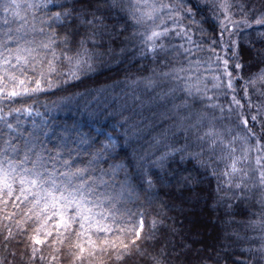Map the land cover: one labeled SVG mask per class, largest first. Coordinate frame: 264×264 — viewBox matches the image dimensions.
Listing matches in <instances>:
<instances>
[{"label":"trees","instance_id":"obj_1","mask_svg":"<svg viewBox=\"0 0 264 264\" xmlns=\"http://www.w3.org/2000/svg\"><path fill=\"white\" fill-rule=\"evenodd\" d=\"M73 2L74 0H51L47 8L38 9L35 12L37 29L35 39L46 41L50 32H55L56 36L51 38L56 41L57 50L66 51L68 55H74L80 48L79 42L84 39L86 41L84 47L92 57L90 63L93 70L89 71L88 64H85L79 73L80 81L72 82L71 87L59 91L45 90L34 95L11 99L4 97L0 103L2 114L9 123L15 125L18 121L22 133L27 135L33 132L47 147H54L55 141L51 136H44L47 128L42 122L46 121L48 128H56L57 131L64 124L86 122L85 105L93 101L94 97L97 99L89 105L88 111H95L98 106L107 105L114 97H120L118 103L123 104L125 93H135L145 100L156 97L155 105L146 106L143 113L145 117H151L152 112L171 110L173 104H180L185 99L181 91L183 82L174 80L171 76L165 77L163 73L173 68H187L189 60L200 62L198 74L202 81L201 87L206 83L209 89L207 95L215 96L214 102L225 109L222 119L217 121V127L237 123L235 113L241 109L233 105V113L228 112L233 95L241 100L244 105L243 112L249 118L257 112L258 104L264 103V96L257 91L259 85L250 90V101L242 98L244 80L249 78L251 72L258 71L257 68H249V65L259 61L261 57L257 53L264 51V37L260 35L264 33V28L253 23L255 16L249 19L252 23L251 28H246L243 24L233 28L230 23L221 36L223 14L214 7L221 0H182L183 8L191 9V13L185 11L179 19L181 28H176L171 22L165 25L171 31L157 42L164 47L158 48L154 54L146 51L141 43L142 37L139 34L143 32V28L134 26L127 14L126 5H129L131 0H115L116 7H112L113 0H101V10L96 11L95 15L102 19L96 20L93 24L84 22L82 18L76 19L73 24L66 21L52 23L50 26L41 23L52 13L72 7ZM162 2L181 3V0ZM229 2L239 4L243 0ZM89 3L93 8L87 7ZM96 3L97 0H76L78 10L86 12L88 20L92 19ZM253 3L259 6L261 0H253ZM233 11L235 14L231 20H240L242 14L237 9ZM159 22V19L155 21L157 24ZM29 24H32L31 14ZM40 28H44L43 34L39 32ZM184 28H187V36L191 38V42L184 36ZM177 32H180L179 36ZM65 36L70 37L71 43L64 42ZM184 49H190L191 55L185 53ZM233 53L237 55L233 57ZM225 59L229 60L231 66L227 69L223 63ZM235 63L243 64V71L233 70ZM68 69L66 60H61L60 72H67ZM193 71L197 69L194 68ZM228 71L232 72L233 77H244L234 83L235 92L227 89ZM217 76L221 79H213ZM63 79V75L53 76L54 81ZM149 80L153 82L151 88L146 87ZM215 84L222 86L213 87ZM170 89L174 91L161 100L159 94L169 93ZM77 93L80 95H76ZM64 97L72 98L63 99ZM197 100L200 101L195 105L198 110H205L203 106L212 103L206 99L201 100L200 97H197ZM249 103L252 105L251 108ZM24 107L38 111L39 117L35 120L25 117L20 113ZM116 107L117 103H113L107 112L99 114L98 121L94 122L91 128L86 124L84 131L89 132L97 145L105 139L102 133H111L115 141L114 150L101 158L97 167L107 169L110 164L122 162L128 172V188L117 205L119 213L124 214L125 219L121 222L118 218V225L126 226L129 217L138 225L143 214L144 239L140 247L146 254L141 256L136 253L125 259L123 264H152L153 256L160 258L162 264H238L240 261L247 264L254 256L258 257L256 249L261 243L260 229L250 226L248 222L260 219L261 213H264V205L260 203V194L264 189L258 186L253 188L254 181L251 179L245 181L248 189L242 191L229 189L227 178L222 175L224 162L216 163L215 175L212 167H204L198 163V159L207 158V153L201 158L189 157L181 160V155L186 153L177 152L162 163L157 162V158L168 151L169 147L183 146L192 140V135L189 134L186 140L183 129L170 127L176 117L161 120L157 116L155 119H145L142 123H136L140 116L134 115L127 125H123L122 116H129L132 106L122 115H112ZM17 108L22 110L11 111L9 115L10 110ZM206 110L210 116H221L219 108ZM186 111H181L180 115H185ZM33 123L39 126L35 130ZM165 128H168V135L158 149L150 147L153 137L160 136ZM96 129H100L101 133H97ZM253 130L260 134L258 122ZM4 131L6 133L7 129ZM236 132L244 134L242 128L235 129L233 135ZM254 143L255 140H252L251 144ZM243 146L242 142H237V154ZM146 151L150 154L140 161L138 157L144 156ZM188 151L196 152L199 148L192 147ZM253 155L255 157L256 154L252 153V158ZM86 159L84 155L80 157V160ZM253 162L254 159L243 163L244 170L251 168ZM149 178L151 185L148 183ZM121 179H124L123 170L118 175V180ZM240 179V175L237 174L233 183L239 182ZM218 185L220 191H217ZM116 190H119L118 183ZM26 240V236L17 237L5 248L0 238V260H4L5 264H47L52 255L51 249L45 247L43 253L37 254L45 256L44 262L39 259L33 262L30 259L31 250L25 248ZM64 257L63 264H70L67 246ZM101 260L104 264H111L108 257L101 256L100 253H97L95 258L86 260L85 264H101Z\"/></svg>","mask_w":264,"mask_h":264},{"label":"snow or ice","instance_id":"obj_2","mask_svg":"<svg viewBox=\"0 0 264 264\" xmlns=\"http://www.w3.org/2000/svg\"><path fill=\"white\" fill-rule=\"evenodd\" d=\"M51 0H0V103L2 98L8 99L24 97L43 92L45 90L56 89L57 91L71 87L72 82L80 81V70L88 64L89 71H92V57L88 55V49L84 47L85 40L82 39L79 50L74 55H68L66 51L57 50L56 41L51 37L56 36L55 32H50L49 38L44 41H37L35 34V12L40 8H47ZM251 4V7L249 5ZM113 0L112 7H116ZM62 7V6H61ZM88 8H93L89 3ZM102 7L101 0L97 3L92 12V19H87V13L78 10L76 0L72 7L57 11L42 20V24L63 23L73 24L76 19H83L88 24H93L96 20L102 19L95 15ZM223 14L221 22V36L227 29L229 23L233 28L243 24L246 28H251L250 17L255 16L253 23L264 28V0L259 6L253 0H243L239 4H233L229 0H221L218 5H214ZM127 14L131 18L134 26L143 28L139 35L142 37L141 43L146 51L156 53L157 49H163L162 44L157 42L169 34L171 29L165 25L173 23L176 28H181L179 19L185 14H190L191 9L185 10L183 2L164 3L162 0H131L126 5ZM233 9H237L242 14L240 20L233 21L231 17L235 14ZM258 13V15H257ZM31 14L32 24H29ZM159 19V23H155ZM195 23V21H193ZM127 25V21L124 22ZM187 28H184V36L189 42L191 38L187 36ZM39 32L44 33V28ZM180 35V32H177ZM231 35V33H230ZM264 37V33L260 34ZM64 42L71 43L70 37L65 36ZM235 43V41L233 42ZM182 47V46H181ZM70 51V49H69ZM185 53L191 55L190 49H184ZM261 59L255 64H250L249 68H257L258 71L251 72L248 79L244 80L243 99L251 100L252 88L257 89L261 96H264V51L257 53ZM237 53H233L235 57ZM219 59V58H218ZM66 60L69 69L61 73L60 62ZM225 68L231 67L229 60L223 61ZM199 61L189 60L188 67L173 68L169 72L163 73L165 77L171 76L174 80L182 81L185 99L180 104H173L171 110L162 112H152L151 117L143 115L147 107L156 104V97L147 100L142 99L135 93H125L123 104H119L120 97H114L107 105L98 106L95 111H88V107L93 101L85 105L87 113L86 122H73L64 124L57 131L56 128H48L46 121L42 122L47 131L44 136H51L55 141V146L49 148L44 141L39 140L33 132L25 135L20 131V124L9 123L0 110V238L4 242L5 248L8 244L16 240L17 237H27L25 248L31 250L30 259L34 262L39 259L45 261L44 248H50L52 255L47 260V264H63L65 259L64 251L67 246L70 264H85L100 253L106 255L111 264H123V261L136 253L141 256L146 253L140 245L144 239L143 214L137 222L128 218L126 226H119L118 218L121 222L125 216L119 213L118 203L128 188V172L122 162L110 164L107 169L99 168L97 165L104 156L108 155L115 148V141L111 133H102L105 136L103 141L97 142L89 132L84 131L85 125L88 128L98 121L101 112H107L113 103L117 107L112 115H122L132 106L129 116H122L123 125H127L132 116H140L136 123H142L145 119H155L157 116L161 120L177 119L170 127L183 129L185 138L189 134L192 140L186 142L179 148H171L157 158V162L162 163L170 155L175 153H186L181 155V160L186 158L198 159V163L204 167H212L215 175V165L224 162L225 168L222 175L227 178L229 189H248L245 182L248 179L254 181L252 187L264 189V103L257 106V112L250 118L243 112L244 105L236 95H233L228 106V112L233 113V105L241 109L236 112L237 123L229 124L227 127H217V121L222 119L225 111L224 107L214 102L215 96H208L207 84L201 87V79L198 74ZM197 71H193V69ZM244 65L235 63L233 70L243 71ZM31 73V74H30ZM38 73V75H37ZM186 73V75H185ZM63 75L64 79L53 80V76ZM227 89L236 91L234 83L244 79L243 76L233 77L232 72H227ZM213 79L219 80L220 77ZM135 83V81H133ZM153 82L147 81L146 87L151 88ZM215 84L213 87H221ZM161 93V100L171 94ZM76 95H80L77 93ZM206 99L212 103L204 105L205 110H198L195 105ZM64 97L63 99H71ZM175 99V97H173ZM252 105L249 103V108ZM221 116L209 115L206 109H217ZM17 108L10 110L20 112ZM30 112V108L23 109ZM186 111L185 115H180L181 111ZM207 122V127H205ZM260 125V134L254 130V126ZM119 123V122H118ZM33 123V129H37ZM7 129L5 133L4 129ZM242 128L243 135L235 129ZM203 129V130H201ZM101 133L100 129H96ZM127 131V129H126ZM168 135V128L158 137H153L150 147L158 149L159 145ZM6 137V138H5ZM21 137L23 139L21 140ZM227 137H231L228 139ZM16 141L15 143L13 141ZM255 140V147L251 141ZM244 145L239 149L237 142ZM198 147L199 151L192 152L188 149ZM252 153L255 155V167L245 171L240 165L251 162ZM147 151L144 156L138 157L140 161L149 155ZM154 154V153H153ZM84 155L86 160H80ZM124 171V179L118 180V175ZM239 174V182L233 183L234 177ZM119 184V190L116 185ZM151 185V179L148 180ZM217 191H220L218 185ZM240 197H238L239 199ZM260 203L264 205V192L260 194ZM107 205V207H105ZM108 221H111L109 223ZM230 223H239L230 221ZM252 227L260 229V241L256 251L259 256L253 257L247 264H264V213L261 218L248 222ZM239 236V233H237ZM19 242V241H17ZM59 253V255H57ZM15 255V253H13ZM152 264H162V260L156 256L152 258ZM0 264H5L0 260ZM101 264H104L101 260ZM238 264H246L244 261Z\"/></svg>","mask_w":264,"mask_h":264},{"label":"rangeland","instance_id":"obj_3","mask_svg":"<svg viewBox=\"0 0 264 264\" xmlns=\"http://www.w3.org/2000/svg\"><path fill=\"white\" fill-rule=\"evenodd\" d=\"M229 24H230V23H229ZM149 52H151V51H149ZM24 109H26V108L24 107ZM30 109H31L30 112H27V111H24V110H23V111L20 112V113H23L25 117H28V118L31 119V120H35V118H38V117H39L40 113H39L38 111L32 109V108H30ZM0 110H1V109H0ZM253 145H255V143H254ZM254 147H255V146H254ZM255 154H256V153H255ZM252 159H254V162H253V166H251V168H254V167H255V157H254V155H253V158H252ZM240 166L244 169V165H243V164H241ZM236 176H237V175H236Z\"/></svg>","mask_w":264,"mask_h":264}]
</instances>
